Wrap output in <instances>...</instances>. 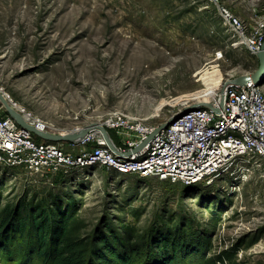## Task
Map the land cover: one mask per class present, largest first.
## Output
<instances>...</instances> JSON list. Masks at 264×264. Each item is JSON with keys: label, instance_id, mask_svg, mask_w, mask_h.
Masks as SVG:
<instances>
[{"label": "rangeland", "instance_id": "rangeland-1", "mask_svg": "<svg viewBox=\"0 0 264 264\" xmlns=\"http://www.w3.org/2000/svg\"><path fill=\"white\" fill-rule=\"evenodd\" d=\"M217 2L247 24L264 21V0ZM231 41L211 0H0V91L55 133L112 111L156 125L216 95L225 79L258 69ZM259 163L248 164L246 176L188 185L97 166L46 176L0 167V186L3 203L74 196L86 224L81 233L104 223L141 233L178 226L195 241L208 236L207 256L224 255L216 264H264ZM6 260L16 264L17 255Z\"/></svg>", "mask_w": 264, "mask_h": 264}, {"label": "built area", "instance_id": "built-area-1", "mask_svg": "<svg viewBox=\"0 0 264 264\" xmlns=\"http://www.w3.org/2000/svg\"><path fill=\"white\" fill-rule=\"evenodd\" d=\"M211 1L231 35V46L256 57L264 42V21L247 24L217 0ZM263 87L252 82L245 86L228 84L222 101L219 90L217 95L196 101L207 102L211 108L188 111L157 132L162 123L150 125L121 111L107 112L95 123L107 132L113 131L115 141L108 134L114 150L98 129H91L77 143L36 141L0 105V167L46 176L97 166L117 174L184 185L210 183L239 173L246 176L252 161L264 164ZM24 114L21 113L23 118ZM40 123L42 128L29 124L56 134L48 129L49 125ZM88 124L76 123L67 132H76Z\"/></svg>", "mask_w": 264, "mask_h": 264}, {"label": "trees", "instance_id": "trees-1", "mask_svg": "<svg viewBox=\"0 0 264 264\" xmlns=\"http://www.w3.org/2000/svg\"><path fill=\"white\" fill-rule=\"evenodd\" d=\"M257 60L256 57L252 56ZM115 141L112 130L108 131ZM0 186V260L14 252L16 264H216L207 256L208 236L196 239L175 228L139 232L134 225L115 229L104 223L95 233H81V204L68 193L38 194L3 203ZM212 216L213 213H211Z\"/></svg>", "mask_w": 264, "mask_h": 264}, {"label": "water", "instance_id": "water-1", "mask_svg": "<svg viewBox=\"0 0 264 264\" xmlns=\"http://www.w3.org/2000/svg\"><path fill=\"white\" fill-rule=\"evenodd\" d=\"M256 58L258 61V69L250 74V75H241L236 78L226 80L221 88H220V95H221V101H222V96L225 87L228 84H233V85H238V86H245L248 83L252 82L256 85H261L264 84V42L262 44L261 50L256 54ZM0 105H2L5 108V111L7 114L15 120V122L22 128L28 130L32 134L37 135L40 139L49 142V143H60V142H70V143H77L82 137H84L91 129H98L101 132V135L107 142V144L111 147L112 150H114V145L111 141V138L107 132V130L99 125L98 123H90L86 126H83L76 132H66V133H56V134H51L48 132H42L38 130L34 125L27 123L21 113L18 111L14 110L12 106L6 101L3 93L0 91ZM200 107H208L211 108V104L207 102H197L193 105L185 107L182 111L175 113L173 116L168 118L165 122H163L156 130L157 132L160 129L166 128L168 125L172 124L175 120H177L181 115L184 113L191 111L193 109H197ZM184 185V184H181Z\"/></svg>", "mask_w": 264, "mask_h": 264}, {"label": "bare ground", "instance_id": "bare-ground-1", "mask_svg": "<svg viewBox=\"0 0 264 264\" xmlns=\"http://www.w3.org/2000/svg\"><path fill=\"white\" fill-rule=\"evenodd\" d=\"M222 85V84H221ZM217 94H219V92L217 93ZM216 94V95H217ZM3 95H4V97H5V99H6V101H8V103L10 104V106H12V108L14 109V110H16V111H18L19 113H22V109H21V107L20 106H17V105H14L11 101H10V99H8V97H7V95L5 94V93H3ZM192 94H186V95H183V97H189V96H191ZM205 95V94H204ZM211 96H214V94H206V96L204 97V98H201V99H204V100H206L207 98H210ZM196 102V101H195ZM166 105V103L165 104H162L157 110H159V109H161L162 108V106H165ZM24 118L26 119V120H28V122L29 123H32V124H34V125H36V123H38L37 122V120H35V119H33L31 116H29L28 114H24ZM38 125V124H37ZM39 126V125H38ZM39 128H40V126H39ZM42 128V127H41Z\"/></svg>", "mask_w": 264, "mask_h": 264}]
</instances>
